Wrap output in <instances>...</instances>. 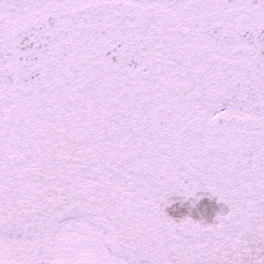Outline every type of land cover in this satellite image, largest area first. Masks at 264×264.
Returning a JSON list of instances; mask_svg holds the SVG:
<instances>
[{"label": "snow or ice", "instance_id": "6c2138e0", "mask_svg": "<svg viewBox=\"0 0 264 264\" xmlns=\"http://www.w3.org/2000/svg\"><path fill=\"white\" fill-rule=\"evenodd\" d=\"M0 264H264V0H0Z\"/></svg>", "mask_w": 264, "mask_h": 264}]
</instances>
